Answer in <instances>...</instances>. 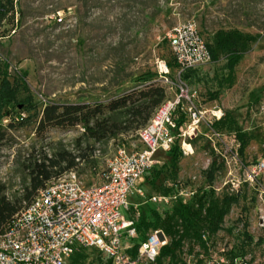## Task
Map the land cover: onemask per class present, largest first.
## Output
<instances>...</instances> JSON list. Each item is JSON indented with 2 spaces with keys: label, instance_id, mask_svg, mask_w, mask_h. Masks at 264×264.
Returning <instances> with one entry per match:
<instances>
[{
  "label": "rangeland",
  "instance_id": "obj_1",
  "mask_svg": "<svg viewBox=\"0 0 264 264\" xmlns=\"http://www.w3.org/2000/svg\"><path fill=\"white\" fill-rule=\"evenodd\" d=\"M0 6V83L6 79L13 94L0 111L7 113L0 120L5 133L0 180L9 197L23 191L22 168L30 154L42 158L61 147L73 151L82 132L79 126L51 128L45 139L39 137L36 126L48 102L106 101L136 84H162L159 66L164 61L174 83L172 88L165 85L168 98L184 82L206 109H222L224 121L213 127L201 123L190 138L193 154L178 150L174 159L170 152H156L155 158L165 163L145 177L144 196L128 198L138 207L130 212L121 208L137 222L133 252L161 229L169 250L154 260L142 258L140 264H207L219 253L264 264V169L254 170L264 161V28H259L264 26V0H0ZM187 19L197 22L213 58L181 71L168 33ZM220 38L231 39L233 49ZM232 52L240 55L234 67L229 65ZM126 74L130 76L122 85H112ZM20 115L25 123L9 126ZM212 130L238 152L237 162L230 161L231 151L226 159L215 150ZM122 141L96 144L97 169L81 162L75 170L79 182L100 184L108 158L119 147H140L137 137ZM231 179L239 187L226 184ZM152 196L169 201L154 202ZM70 263L111 260L88 247L75 251Z\"/></svg>",
  "mask_w": 264,
  "mask_h": 264
},
{
  "label": "built area",
  "instance_id": "obj_2",
  "mask_svg": "<svg viewBox=\"0 0 264 264\" xmlns=\"http://www.w3.org/2000/svg\"><path fill=\"white\" fill-rule=\"evenodd\" d=\"M168 41L181 71L212 60L209 45L193 19L175 25L168 33ZM159 73L162 83L172 88L168 63L161 62ZM178 88L175 96L163 101L138 131L140 147L121 146L108 158L100 184L84 185L76 171L70 170L39 189L33 200L15 214L9 229L0 234V264H71L75 251L88 247L108 255L111 264H140L142 258L156 259L167 244L165 232L155 230L133 252L136 243L131 239L137 236L138 226L135 219L121 213V208H130V195L144 196L141 184L158 163L155 154L159 149L169 152L178 146L184 155L193 154L190 138L198 134L201 123L213 127L224 117L222 109L210 110L199 104L197 92L186 83ZM212 132L217 138L215 150L226 159L231 151L230 161L237 162L238 152L228 145L225 136ZM219 143L224 148L220 149ZM263 169L264 161H260L254 170ZM229 182L234 187L240 185L234 179L226 184ZM152 200L168 202L169 198L152 196ZM206 263L253 264L247 257L229 259L225 253L212 255Z\"/></svg>",
  "mask_w": 264,
  "mask_h": 264
},
{
  "label": "trees",
  "instance_id": "obj_3",
  "mask_svg": "<svg viewBox=\"0 0 264 264\" xmlns=\"http://www.w3.org/2000/svg\"><path fill=\"white\" fill-rule=\"evenodd\" d=\"M0 12L4 8L0 6ZM252 26L253 23H249ZM264 28V26H259ZM221 44L225 43L233 49L234 42L231 39L220 38ZM210 48V47H209ZM211 53L212 49L210 48ZM240 55L232 52L231 67L236 65ZM213 58V53H212ZM130 74L118 75L113 86L122 85ZM168 98L166 86L158 81L140 83L127 87L122 92L106 101L92 102H48L43 108L36 126L39 137L45 139L46 132L51 128H75L80 127L82 132L74 139L73 151L61 147L53 154L44 153L43 157L30 154L23 163L25 174L22 182V193L9 197L7 185L0 180V234L4 233L12 225L15 214L26 204L30 203L39 189L50 180L62 176L65 172L76 170L81 162H86L91 169H97L94 152L96 144H108L111 141L138 138V131L143 128L153 117L157 108ZM13 94L6 79L0 83V111L3 104L10 103ZM7 115L0 113V120ZM16 117L19 119L17 120ZM26 117L14 116L9 126L17 122L24 124ZM224 119L215 122L220 125ZM5 133L0 131V153L3 146ZM178 146L171 150L173 158L178 156ZM149 175L147 174V177ZM209 177L212 178L210 172ZM169 245H164L161 252H167ZM160 252V253H161Z\"/></svg>",
  "mask_w": 264,
  "mask_h": 264
},
{
  "label": "crops",
  "instance_id": "obj_4",
  "mask_svg": "<svg viewBox=\"0 0 264 264\" xmlns=\"http://www.w3.org/2000/svg\"><path fill=\"white\" fill-rule=\"evenodd\" d=\"M161 82H162V81H161ZM197 102H198L199 104H202V105H203V103H202V102H203V99H201L199 95H198V98H197ZM165 152H166V151H165ZM169 152L171 153V151H169ZM171 155H172V154H171ZM156 159H157L158 163L156 164L155 167H157V165H159V164L162 165L163 163H165L164 161L162 162V161H161L160 159H158V158H156ZM155 167H154V168H155ZM153 170H154V169H152L150 172H152ZM150 172L148 173V175L150 174ZM144 182H145V181H144ZM144 182H143V183H144ZM138 205H139L138 203L130 202V208L127 209V210L130 212V209H131V208H133V207H138ZM128 218H133V216L131 215V213H129V217H128ZM133 219H134V218H133ZM136 223H137V222H136Z\"/></svg>",
  "mask_w": 264,
  "mask_h": 264
}]
</instances>
